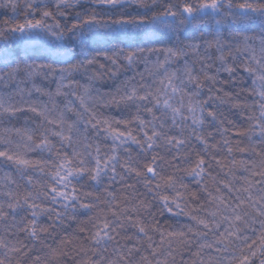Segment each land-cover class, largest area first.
Segmentation results:
<instances>
[{
    "label": "snow or ice",
    "instance_id": "6c2138e0",
    "mask_svg": "<svg viewBox=\"0 0 264 264\" xmlns=\"http://www.w3.org/2000/svg\"><path fill=\"white\" fill-rule=\"evenodd\" d=\"M91 4L110 11L91 8L74 11L76 6L83 8L81 0H0V7L12 11L10 19L0 21V84L6 88L0 91V125L26 111L41 117L38 124L26 118L20 127L11 125L0 130V171L11 169L0 176V223L3 224L0 264H12L10 254L27 256L32 250L20 239H9V235L18 232L31 238L33 248L35 242L47 247L53 259L67 256L63 248L52 249L44 244L40 237L49 234V229L39 221L47 214L49 219L54 215L55 223L77 207L94 211L95 215L92 230L80 229L89 234L73 246L74 264H176L173 244L177 239L189 252V245L196 249L191 253L194 258L185 264H254L257 257L259 264H264V2L91 0ZM130 4L143 8L144 13L128 14L125 9ZM216 16L260 20L259 32L242 35L227 56L223 51L225 43L219 38L204 41L205 51L215 48L220 52L216 58L218 67L211 56L200 55V45L196 43L179 49L141 48L130 43L129 50L119 44L109 45L108 51L97 52L90 59H77L80 53L64 46L67 34L77 36L83 53L84 42L89 39L124 43L131 39L129 33L133 29L151 30L154 34L161 26H187ZM44 43L51 45L56 63L66 66L54 67L53 63L31 58V52L36 49L30 46ZM16 45L24 46L28 59L18 58ZM159 53L164 54L163 60L157 56L151 68L145 69L151 77L150 83L143 74H138L140 83H132L133 76L122 82L116 95L108 94L107 98L94 95L97 91L94 82L101 78L99 73L93 72L86 84L73 79L82 68L87 71L88 66L96 64L98 57L110 61L119 70L121 58L131 68L140 60L148 65V57ZM189 53L196 59L191 63L184 60L180 68L172 67ZM221 72L227 73L230 80L220 81ZM238 73L250 81L245 91L253 98L251 104L234 105L248 111L247 127L237 131L243 141H237L235 146V151L246 158L232 159L225 165L208 151L217 145L209 144L202 129L213 121L223 125L212 104L234 97L216 85L234 82ZM49 74L58 76L54 92L34 82L30 88L22 86L38 76L47 79ZM205 89L208 94L203 96ZM33 92L47 96L49 103L33 102ZM57 96L74 97L82 111L77 110L72 99H67L61 107L55 102ZM97 100L106 105H131L136 111L131 120L103 117L89 106ZM69 112L74 113L75 119H67ZM101 127L112 139L109 152H102L98 143L88 142V129ZM174 130L176 134H172ZM193 140L203 145V155L189 147ZM223 144L230 145L231 141L224 139ZM126 145H135L139 150L137 155ZM121 150L125 153L123 159ZM161 151L169 158L161 155ZM233 151V147H227L229 155ZM212 162L222 170L227 167V179L213 177L208 171ZM118 166L141 183L153 199L161 201L167 211L171 212L169 204H174L180 214L194 222V227L182 225L180 230L165 231L154 219L146 222L143 213L151 215V202L139 199V193L120 201L105 186L108 199L101 200L96 192L83 190L85 183L98 189L106 178L114 180L120 175ZM37 174L47 180L41 183L35 178ZM205 176L213 181L214 192L209 191ZM186 177L197 179L207 197L201 202L196 192L189 193L198 202L189 211L179 203L184 197L180 189H187L183 182ZM121 179L125 176L121 175ZM18 181H23V189ZM127 187L135 191V184ZM82 198H92L95 203H84ZM57 203L62 204L63 212L51 206ZM100 204L104 207L99 208ZM128 230H133L132 234L121 235ZM156 234L158 242L153 238ZM62 244L72 245L73 241L65 240Z\"/></svg>",
    "mask_w": 264,
    "mask_h": 264
},
{
    "label": "trees",
    "instance_id": "16d2710c",
    "mask_svg": "<svg viewBox=\"0 0 264 264\" xmlns=\"http://www.w3.org/2000/svg\"><path fill=\"white\" fill-rule=\"evenodd\" d=\"M150 2V0H149ZM162 2V0H161ZM260 2H264V0H260ZM91 3V2H90ZM127 7H131L132 10L127 11L130 15L135 14H142L144 13V9L140 8L138 5L130 4ZM91 9H95L96 11H100V8L98 6H95L91 4ZM12 15L7 12H2L0 14V21H3L5 19H10ZM260 28V20L258 18L253 19L251 21L249 20H231L228 18H224L222 16H216L214 18L208 19L203 23H196L192 25L187 26H176L173 25L171 28H159L155 31L154 34H151V30H145V29H137L136 35H129L130 40H125L124 43H120L119 41H109L111 45L119 44L120 47H124L126 49H129V44L131 43L134 46H138L141 48H166V47H172V48H182L186 45L196 43L200 45V52L203 56V51H205L204 47V41L207 40H213L215 38H219L223 43H225L224 47V54L225 56L228 55V52L230 50V47L235 44H232L231 40L232 38H236L237 40H240L242 35H251L253 33H258ZM149 31V35H145V32ZM90 43H87V45L84 47L83 53H81V50L77 51L76 53H80V55L77 56V59H90L95 53L102 52V51H108L109 45L106 43H100L102 44L106 49L101 48V45L96 46L94 45L88 47ZM88 47V48H87ZM89 50V51H88ZM130 50V49H129ZM218 51V50H217ZM154 55V54H152ZM160 55V54H158ZM151 56V55H150ZM208 56V55H207ZM216 56L212 55V60L215 61V66H219V61L216 60ZM229 63H231V59H229ZM146 67L143 65H140L139 70L140 74H143L145 77V81L151 82V77L148 76L147 71L145 70ZM138 74V73H137ZM131 77V74H130ZM129 77V78H130ZM138 78L140 79L139 75ZM220 81H228L230 80L229 75L225 72H221L219 74ZM99 86H97L98 88ZM216 87H223L224 92L231 93L234 99L231 100H225L224 102H218L214 101L212 104V108L214 111L217 112L218 117L220 120H223V125H221L218 121H213L211 123H206L202 129L204 135L208 137L209 144L210 145H217V148H209L208 151L216 156L218 159H220L225 165H228L229 162L232 159L240 160L244 157L241 153L235 151V146L237 141H243V137L237 135L238 130H243L247 127L248 121L246 119L248 115V111L243 107L234 106L236 104H251L252 103V97L248 95V93L245 91V89H248L250 87V81L242 74L238 73L236 76V79L234 82H230L227 85L224 84H217ZM96 88V92L94 95L98 97H104L107 98L108 94H117V88L120 87H107L105 89H102L99 87ZM5 90L4 87L0 85V91ZM123 90V89H122ZM207 90L205 89V92L202 93L203 96H206ZM27 99V97H26ZM31 100L36 103H41L39 98L35 95L31 96ZM90 107H93V110L98 113V115H101L103 117H109L114 118L118 120H131L133 115L135 114V108L131 105H125V104H104L102 101L97 100L93 103H90ZM143 114V113H142ZM28 118L32 121H35L37 124L40 122L41 117L38 118L31 114V112H25L21 116H19L16 119H13L9 122L8 126L15 125V123L20 127L23 125L24 120ZM145 118H148L145 116ZM67 119L73 120L75 119V116L72 114L67 113ZM121 129H123V126H120ZM133 128L136 127L135 124L132 125ZM222 129H228L227 132L222 131ZM124 130V129H123ZM209 133H211V136H209ZM172 134H176L175 130L172 132ZM228 139L231 141L230 145H224L223 140ZM89 143H92L93 145L99 144L101 146L102 152H109L112 139L110 136H89ZM246 141L241 143V146H244ZM57 146H59L57 142ZM125 147H131L133 154L136 156L139 150L136 148L135 145H126ZM189 147L194 148L196 151H199L202 155L204 154L203 145L199 144L197 141L193 140L191 141ZM227 147H233L234 151L231 155L227 152ZM66 150V149H65ZM187 151V149H185ZM71 154V153H69ZM161 155H165L166 159L169 158L168 154L161 151ZM120 156L122 159L125 157V153L123 150L120 151ZM34 158H38V154H34ZM45 158L46 154H45ZM139 159H142V157H137ZM206 160L209 159L208 156L205 157ZM184 164H181V167H184ZM226 170L228 171L227 167H225L223 170L220 169L215 162H212V167L208 169L213 175V177H216L217 180L224 179V174H226ZM11 171L10 168H5L2 171H0V176H3L4 172ZM117 173H120V175H117L114 180L105 179L104 185L100 188H95L92 185L85 183L84 184V191H93L96 192L101 200L108 199L107 193L104 191V187L106 186L108 191L113 192L117 199L120 201H123L124 197H131L133 195H136V193H139L140 196L139 199H145L147 201L151 202V208L150 213L151 215H148L147 213H143L146 217V222H150L151 220L158 221V226L165 231H176L180 230L182 225H192L194 227V222L190 220L188 216L180 214V209L176 208L174 204H169V207L172 208V211L169 212L167 209L163 207V204L159 200H155L152 197V194L147 191L143 187L141 183H137L136 180L132 178H128L129 176L127 173L124 172V170L121 167H117ZM121 175L125 176V179H121ZM183 175V173H181ZM237 175H241L240 172H237ZM37 180L41 181L43 183L45 180H47V177L41 176L39 174L35 177ZM205 182L207 183V186L209 188V191L214 192V184L211 179H209L207 176L204 178ZM187 185V189H180L181 192H183L184 197L179 201L181 204V207L188 211L186 208L190 207L193 208L197 205V201L193 200L192 197L189 195L191 192H196L200 196V201L206 200V194L202 191L203 185L197 180L192 177H186L183 181ZM18 183L21 185V189H23V181H18ZM129 184H135V191L132 189H129L127 185ZM215 194V193H214ZM84 203H95V201L92 198H82ZM184 203V205H182ZM188 203L189 205H187ZM52 207L57 208L61 212L64 211L62 204L57 203L56 205H51ZM99 208L104 207L103 204L98 205ZM197 214V213H193ZM95 215L94 211H89L87 209H82L77 207L76 210L73 212L69 210L68 214L64 216L60 221H55L54 215L51 219L48 218V215H44L41 217L39 223L47 227L49 229V234H41L40 239L44 242L46 245H53L57 248H63L68 251L73 252V256H75V252L72 250L73 246L78 240H83L85 236L89 234V232H81L80 229H88L92 230V224L93 220L92 217ZM184 231H187V228L183 229ZM133 230H128L127 234L121 235H128L132 234ZM3 233V224L0 223V234ZM20 239L25 244L28 245L29 248H32L30 252H28L27 256L23 255H16V254H10V259L12 260V264H16L17 261H19V264H34V257L38 256L40 251L42 249L47 248L44 247L41 243L35 242V247L33 248V241L29 236H27L26 233L18 232L15 236L9 235V239ZM72 240V245H64L62 244V241L65 240ZM179 245V244H177ZM183 246V245H179ZM179 247L174 246L173 250H177ZM21 256H23L21 258ZM34 256V257H33ZM79 259V257H76ZM43 261V260H42Z\"/></svg>",
    "mask_w": 264,
    "mask_h": 264
},
{
    "label": "rangeland",
    "instance_id": "374dc122",
    "mask_svg": "<svg viewBox=\"0 0 264 264\" xmlns=\"http://www.w3.org/2000/svg\"><path fill=\"white\" fill-rule=\"evenodd\" d=\"M21 2H22V0H21ZM90 2H91V0H81L83 8L81 6H76L74 11L81 12L84 10V8H90V6H91ZM98 7L103 12L110 11L107 8H103L100 6H98ZM125 10L129 11L132 9H131V7H127ZM68 11L71 12V11H73V9H69ZM2 12H5V13L9 12L12 15V11L10 8L0 7V14H2ZM58 19H59V17H58ZM160 28H163V26H161ZM136 33H137V29H133L130 31L129 35H131V34L136 35ZM65 39H66V43L64 45L65 48L73 49L75 52L81 50L79 47V41L77 39V36H75L73 34H67ZM109 41H115V40H109ZM108 42L106 43L103 40L94 41V40L89 39V40L85 41L84 43H85V46L87 45V43H90L88 45V47L94 45V43H95L96 46L101 45L102 46L101 48L106 49L102 44L106 43L108 45H111ZM231 42H232V44H237L240 42V40H237L236 38H232ZM100 43H102V44H100ZM0 46H2V42H0ZM30 49H36L35 51L31 52V58L38 59L39 62L53 63L54 67L66 66L64 64L56 63L57 57L51 51V45L48 43L39 44V45L33 44L30 46ZM14 50H15V53L17 54L18 58L19 57H24L25 59L29 58L28 54L25 53L24 46L16 45ZM199 53H200V55H202L200 52V49H199ZM159 54L160 55L154 54V55L149 56L148 57V61H149L148 65H145L143 60H140L131 68H129L127 66L126 62L121 58L119 63L122 65V67L119 70H117V68L115 66H113L110 61H107L103 57H98V62L96 64H94L92 66H88L87 71H85V69L82 68L79 73L74 75L73 79L78 81L80 84H86V83H88V77L93 72H97L100 74L101 78L94 82V88L95 89L97 88V86L101 87L102 89H105L107 87H110V88L120 87L121 88L122 82L128 80L130 77V74H131V77L135 76V80H133L132 83H140L141 81L138 78V74H140V70H139L140 65H143L144 67L151 68V62L155 61L157 59V56H159L160 60H163L164 54L163 53H159ZM203 55H208L211 57L213 55V56L218 57L220 55V52L217 51V49L212 48V49H208L207 51H203ZM194 59H196V56L193 55L192 53H189L188 56L182 58L178 63H174L172 65V67L180 68V67H182L184 60H187L189 63H191ZM72 62H75V61H72ZM99 65H104V67L101 68ZM150 81H151V79H150ZM33 82L38 87H41L42 89L54 92L56 89V85L58 83V76L49 74L47 76V79H44V77L38 76L33 81H29L28 83H26L25 85H22V86L30 88ZM65 83H67V81H65ZM0 85L2 87H4V89L6 90V88L3 84H0ZM64 91H68V89H64ZM32 95H35L36 97H38L41 103H49L48 97L45 95H41V94L35 93V92H33ZM67 99H72L77 110L82 111V109L79 108L78 101H75L74 97H67L66 98L63 96H57V97H55V102L57 104H59L61 107H63V105H64V103H66ZM31 114L38 118L37 114H33V113H31ZM69 114L74 115V113H71V112H69ZM8 124H9V122L6 121L3 125H0V130H2V128L5 126H8ZM15 126L19 127L16 123H15ZM114 127H115V125H114ZM121 130H123V129H121ZM87 134H88V136H105V137L108 136L104 132L103 127L99 128L98 130L89 128ZM128 178H132L135 180V178L131 177V176H129ZM227 178L228 177H227V170H226V174H224V179H227ZM186 204L189 205L188 203H186ZM182 205H184V203ZM186 209L189 211L191 209V206L187 207ZM127 233H128V231L122 232V234H127ZM150 235H152V233H150ZM153 238L157 242L159 241V235L158 234L154 235ZM121 243H123V241H121ZM177 244L183 245L179 241V239H177L176 242L173 244V248H174V246L179 247L177 250H173V256L175 257L176 264H185V262L194 258L191 255V253L196 251L195 247H192L191 245H189V247H191V252H189L188 249L184 245L179 246ZM51 247H52V249H57V250L60 249V247L57 248L56 246H53V245ZM64 251H66L68 253L67 256L53 259L49 253V249L44 248V249H42V251H40L38 256H36V257H39V260H36V257L33 256L34 257V259H33L34 264H74L73 252L65 250V249H64ZM22 257L23 256H21V258ZM254 264H259V257L254 259Z\"/></svg>",
    "mask_w": 264,
    "mask_h": 264
}]
</instances>
